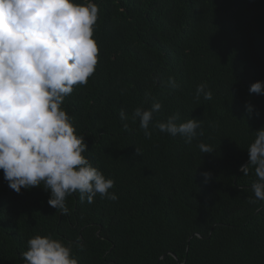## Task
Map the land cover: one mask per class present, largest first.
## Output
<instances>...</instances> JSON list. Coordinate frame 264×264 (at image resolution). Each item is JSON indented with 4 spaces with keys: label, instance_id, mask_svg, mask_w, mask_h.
I'll return each mask as SVG.
<instances>
[{
    "label": "trees",
    "instance_id": "16d2710c",
    "mask_svg": "<svg viewBox=\"0 0 264 264\" xmlns=\"http://www.w3.org/2000/svg\"><path fill=\"white\" fill-rule=\"evenodd\" d=\"M93 2L96 71L62 107L118 199L98 194L88 204L74 193L61 215L47 203L50 192L17 194L0 170V264H24L21 253L36 235L70 243L79 264H264V202L249 203L254 169L239 171L264 126V95L249 93L264 81V0ZM170 76L178 89L168 87ZM202 82L212 100L195 99ZM148 91L162 104L154 122L178 111L182 121L202 120L204 135L188 144L150 125L145 138L131 116L150 107ZM200 142L214 152L202 153Z\"/></svg>",
    "mask_w": 264,
    "mask_h": 264
},
{
    "label": "clouds",
    "instance_id": "9594fccd",
    "mask_svg": "<svg viewBox=\"0 0 264 264\" xmlns=\"http://www.w3.org/2000/svg\"><path fill=\"white\" fill-rule=\"evenodd\" d=\"M98 18L99 6L93 0H0V170L17 194L33 187L50 192L47 203L61 215L69 214L66 198L74 193L88 204L98 194L118 199L109 191L115 181L89 162L84 136L76 133L72 117L62 107L74 87L86 86L96 71L99 48L93 37ZM167 85L171 90L180 87L171 76ZM249 93L264 95V81L252 83ZM201 97L213 98L205 82L196 87L195 99ZM150 100V107L142 104L131 116L133 123L139 121L145 138L152 137L150 125L188 144L204 135L202 120L182 121L178 111L154 122L162 104L145 92V104ZM245 108L251 117L253 105L246 103ZM120 119L129 131L123 109ZM254 133L248 163L239 169L247 176L252 168L257 177L251 184V204L264 202V126ZM198 148L204 154L214 152L203 142ZM135 151L141 154L139 148ZM202 175L205 182L211 178L210 172ZM26 243L27 250L21 253L24 264H79L71 244L51 235H36Z\"/></svg>",
    "mask_w": 264,
    "mask_h": 264
}]
</instances>
